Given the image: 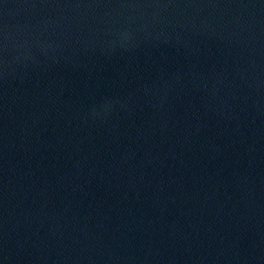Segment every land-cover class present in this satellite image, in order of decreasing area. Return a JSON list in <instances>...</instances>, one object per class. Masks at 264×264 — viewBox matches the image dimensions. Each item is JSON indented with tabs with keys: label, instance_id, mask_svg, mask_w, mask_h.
Returning a JSON list of instances; mask_svg holds the SVG:
<instances>
[{
	"label": "water",
	"instance_id": "95a60500",
	"mask_svg": "<svg viewBox=\"0 0 264 264\" xmlns=\"http://www.w3.org/2000/svg\"><path fill=\"white\" fill-rule=\"evenodd\" d=\"M0 264H264V0H0Z\"/></svg>",
	"mask_w": 264,
	"mask_h": 264
}]
</instances>
